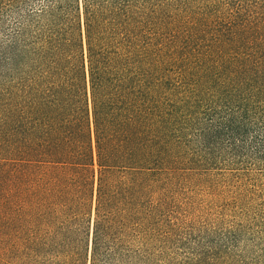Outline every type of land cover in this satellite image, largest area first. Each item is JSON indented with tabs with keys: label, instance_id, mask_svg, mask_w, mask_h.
Wrapping results in <instances>:
<instances>
[{
	"label": "trees",
	"instance_id": "16d2710c",
	"mask_svg": "<svg viewBox=\"0 0 264 264\" xmlns=\"http://www.w3.org/2000/svg\"><path fill=\"white\" fill-rule=\"evenodd\" d=\"M245 160L264 0H0L3 264H167L160 182Z\"/></svg>",
	"mask_w": 264,
	"mask_h": 264
},
{
	"label": "rangeland",
	"instance_id": "374dc122",
	"mask_svg": "<svg viewBox=\"0 0 264 264\" xmlns=\"http://www.w3.org/2000/svg\"><path fill=\"white\" fill-rule=\"evenodd\" d=\"M246 161L179 166L160 182L175 221L162 255L167 264H209L216 240L224 255L212 264H264V169ZM234 230L231 246L225 238Z\"/></svg>",
	"mask_w": 264,
	"mask_h": 264
}]
</instances>
